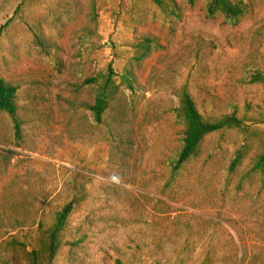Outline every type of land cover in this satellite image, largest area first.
Returning a JSON list of instances; mask_svg holds the SVG:
<instances>
[{
  "label": "rangeland",
  "instance_id": "374dc122",
  "mask_svg": "<svg viewBox=\"0 0 264 264\" xmlns=\"http://www.w3.org/2000/svg\"><path fill=\"white\" fill-rule=\"evenodd\" d=\"M161 1L164 9L152 0H0V77L17 87L23 121L17 142L0 113V166L10 158L1 183L29 177L49 195L23 228L0 229V244L13 237L39 252L32 222L44 212L48 225L76 196L53 264H204L209 247L220 252L210 264H228L233 245L236 264H264V171L253 169L264 153V86L251 82L264 73V0H240L248 9L235 23L208 17L205 0H173V13ZM147 35L159 48L135 61ZM108 65L123 109L98 125L84 108L96 88L86 80ZM125 71L134 93L121 85ZM183 86L203 115L235 111L244 127L206 137L171 189ZM13 263L25 264L24 254Z\"/></svg>",
  "mask_w": 264,
  "mask_h": 264
},
{
  "label": "trees",
  "instance_id": "16d2710c",
  "mask_svg": "<svg viewBox=\"0 0 264 264\" xmlns=\"http://www.w3.org/2000/svg\"><path fill=\"white\" fill-rule=\"evenodd\" d=\"M190 4L195 0H188ZM159 8L164 9L165 4L161 0H152ZM170 11L173 13L177 10V4L170 0ZM248 6L240 0H205V12L208 17L222 16L228 21L235 23L246 14ZM159 48L156 40L151 36H143L136 44L135 61L147 59L153 50ZM116 74L112 65H108L106 74L95 76L86 80V83L94 85L95 96L92 103L86 104L84 108L91 112L96 124L104 123V117L108 113H115L117 109H123L121 101L118 99L119 85L115 80ZM253 84L264 86V73L257 72L251 77ZM121 85L131 93L135 92L134 76L131 72L125 71L121 76ZM17 87L11 82L0 77V113L8 117L13 126V135L17 142L22 138L23 121L19 115V106L17 104ZM177 107L174 110L175 117L182 125L181 147L179 148L176 158L173 161L172 173L167 182L168 188L175 189L179 187L180 171L192 163L200 160V150L206 137L226 130L241 129L244 127V121L239 119L235 111L218 117L203 115L191 95L189 88L183 86L176 92ZM242 153L237 152L230 163L229 172L234 171L242 163ZM212 157H209V160ZM10 163V158H4V166H0V229L8 228L13 231L23 228L32 220L31 216L34 211L39 212L48 199L47 191L24 177H13L7 183H1L6 177V166ZM255 172L264 171V153L255 160ZM180 188V187H179ZM82 200L75 197L69 199L58 211H56L44 226V212L42 218L32 226H37L42 232L39 252L24 251V244L15 238H10L8 242L0 244V264H14L19 254H24L25 264H53L59 249L63 245L64 233L68 225V219L80 204ZM5 217V219L3 218ZM44 228V229H43ZM214 232L211 234L213 235ZM233 243V239L228 234ZM219 252L213 248H207L204 254V264H210L213 259L217 258ZM220 253V252H219ZM248 249H244L243 260L246 259ZM228 264H236L238 259V249L233 245V249L226 252Z\"/></svg>",
  "mask_w": 264,
  "mask_h": 264
}]
</instances>
